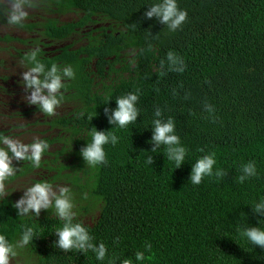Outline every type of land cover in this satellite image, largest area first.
I'll return each instance as SVG.
<instances>
[{
    "label": "trees",
    "instance_id": "trees-1",
    "mask_svg": "<svg viewBox=\"0 0 264 264\" xmlns=\"http://www.w3.org/2000/svg\"><path fill=\"white\" fill-rule=\"evenodd\" d=\"M154 2L39 0L38 8L49 7L38 9L42 12L37 18L11 26L28 33L18 40L24 43L22 48L14 47L17 39L11 32L0 33V41L15 51L13 59L25 68L31 66L26 54L38 49L46 66L70 64L76 72L74 79L64 81L53 115L36 105L33 109L41 114L37 123L56 131L40 139L48 148L39 166L14 160L16 170L8 179L38 172L33 184L64 183L76 219L88 225L95 243L104 242L108 249L106 258L98 261L91 250L85 254L53 247L54 231L63 224L53 209L42 210L39 217H18L12 206L17 196L2 190L0 233L14 245L24 225L32 226L37 236L29 245L15 248V264H110L117 258L135 261L137 251L145 252L142 264H264V248L254 247L240 234L264 219L251 205L264 197V0H178L188 17L175 32L156 17L144 16ZM70 11L78 13L71 22L55 16ZM3 15L0 10L5 26ZM94 22L103 24L90 27L82 39L88 43H53L54 52L44 49V39H71L75 28L89 29ZM169 50L184 59V72L165 68L160 74V62L166 61ZM136 89L141 93L138 121L112 129L120 142L105 145L106 164L85 165L80 149L91 140L89 129L113 127L105 103L111 99L114 108L116 97ZM206 103L214 106V118ZM156 107L163 109V119L174 118L189 150L177 169L163 148L150 153ZM88 115L95 117L90 121ZM5 136L7 131L0 130V139ZM210 152L215 153L214 170L220 168L225 175L205 177L193 185L189 180L193 162ZM149 155L154 157L152 166L145 165ZM248 161L256 163L258 175L240 183V168ZM85 192L88 199L83 198ZM145 242L151 243L150 250H145Z\"/></svg>",
    "mask_w": 264,
    "mask_h": 264
},
{
    "label": "clouds",
    "instance_id": "clouds-1",
    "mask_svg": "<svg viewBox=\"0 0 264 264\" xmlns=\"http://www.w3.org/2000/svg\"><path fill=\"white\" fill-rule=\"evenodd\" d=\"M145 10L146 18L156 17L160 23L164 24L170 32H175L187 20L188 12L178 5V0H156L149 4ZM32 6L30 0H0V10H3V19L8 25L20 26L24 23L28 16L27 8ZM39 50H32L26 54V59L30 63V67L22 73V84L25 86V101L30 105H36L37 108L48 115H53L57 106L61 102L63 93L61 89L64 87V81L74 79L76 72L69 64L60 67L53 63L50 67L46 66L39 58ZM184 59L175 51L169 50L166 61L160 62V74L168 71L182 73L185 71ZM140 90L128 92L126 95L115 98L116 106L112 108L109 104L111 99L105 103V115L108 118L110 129L101 130L97 126L92 125L87 135L91 140L86 139V144L80 149V155L85 165L97 167L107 163V153L105 145L113 146L120 142V137L112 131L114 128H126L129 124L138 121L141 115L138 101L140 99ZM205 109L210 116H213L215 108L212 104L206 103ZM81 116L84 113H80ZM93 115H88V119L92 121ZM214 118V116H213ZM152 135L149 142L152 144L150 153H158L162 151L167 161L175 164V169L181 167L186 161L188 148L182 143L180 135L176 131V123L174 118L168 117L163 119V109L156 107L154 118L151 121ZM0 143L4 147H0V196L4 195L2 181L15 173L13 161L30 160L34 165L39 166L42 154L48 148L46 141L37 139L30 144L22 143L16 139L5 136L0 139ZM200 151H204L200 149ZM154 157L149 155L145 160V165H153ZM215 153H206L199 157L192 164V170L189 180L193 185L200 184L205 177L222 178L225 172L220 168H215ZM258 175L257 165L254 161H248L240 168L238 181L243 183L246 179L256 177ZM84 199H88V193L83 194ZM252 210L260 217H264V197L257 202L251 204ZM17 210L18 217H24L34 214L39 217L42 210L53 209L54 215L63 221L62 227L54 231L56 239L53 241V247L64 252L78 250L85 254L89 250L95 253L98 261H103L108 249L104 242L95 243L94 236L90 233L88 225L83 221L76 219L77 213L74 211V201L68 187H60L59 191H54L47 182H37L24 189L23 195L12 205ZM258 225H249L241 230V235L246 237L254 247L264 248V227ZM35 230L32 226L24 225L20 238L14 245L9 238L0 233V264H10V257L16 255L15 248L17 246H27L36 238ZM152 247L150 242H145V250ZM142 264L145 260V252L137 251L135 253V261L131 257L120 260H111L110 264Z\"/></svg>",
    "mask_w": 264,
    "mask_h": 264
},
{
    "label": "rangeland",
    "instance_id": "rangeland-1",
    "mask_svg": "<svg viewBox=\"0 0 264 264\" xmlns=\"http://www.w3.org/2000/svg\"><path fill=\"white\" fill-rule=\"evenodd\" d=\"M36 2H38V0H36ZM38 6L39 5H34L27 8V18H37L38 12H42L37 9ZM63 17L65 20H72L75 16L68 14ZM9 26L11 27V25L5 24L4 26L0 23V33L4 34L12 32L15 34L16 32L14 28L16 27L9 29ZM21 31L22 28L18 30L19 33H21ZM26 36L28 35H25V37ZM6 46H8V44L1 40L0 64H2L5 68H8L7 65H13L15 63L13 61L14 59L10 56L11 52L14 53L15 51L11 48L6 49ZM20 47L22 48L21 45ZM2 66H0V130H6L8 137L25 144H30L37 139H42V137L54 136L56 131H49L48 125H44L42 122H36L38 118L41 117V114L33 111L35 105L28 104L24 99L26 92L25 86L22 84V73L26 71L27 68L22 65L20 66L19 63H16L13 69L17 72L13 75L11 72L3 70ZM7 74L11 75L8 76L7 81H4L2 77ZM68 109H70V106H67V110ZM64 110L66 111L65 108ZM55 147L58 148L59 146L55 145ZM52 149H54V147L50 148V150ZM38 177V172H36L35 175L30 174L28 176L15 179V181H9L7 178L2 181V190L5 193L9 191L10 194H14V196H17L19 199L23 195L24 189L32 185L34 178ZM64 185V183H58L51 187L54 191L58 192L59 188ZM15 263L16 260L14 258H10V264Z\"/></svg>",
    "mask_w": 264,
    "mask_h": 264
},
{
    "label": "flooded vegetation",
    "instance_id": "flooded-vegetation-1",
    "mask_svg": "<svg viewBox=\"0 0 264 264\" xmlns=\"http://www.w3.org/2000/svg\"><path fill=\"white\" fill-rule=\"evenodd\" d=\"M32 1V3H34V4H36V5H39V0H38V2H36V0H31ZM32 6H34V5H32ZM40 6V5H39ZM43 7H49V6H45V5H43L42 7H40V8H43ZM40 8H38L37 7V9H40ZM77 11V10H76ZM76 11H70L69 13H65V14H56L55 16L56 17H58L59 18V20H61L62 22H71V21H73L74 19H76L78 16V11L76 12ZM68 14H72V15H74L75 17L72 19V20H65L64 19V17L63 16H65V15H68ZM40 19V18H39ZM0 23H2L3 25H4V23L3 22H1L0 21ZM5 24H7L6 22H5ZM103 23L102 22H94V23H89V25H87V26H89L88 28L89 29H87V28H85V29H80V27H77V28H75V31H73V32H71L72 33V37H71V39H65V40H63V41H55V40H51V39H44V42H42V44H46V47L44 48L45 50H49V51H51V52H54L55 51V48L57 47L56 45L55 46H52V44L53 43H62V44H68L69 42H71V43H74V44H76V45H80V44H86V43H88V42H86L85 40H84V42H83V36L85 35V34H87V33H89L91 30V28L90 27H92V26H94L95 28H98V27H100L101 25H102ZM9 29H12V27L11 28H9ZM20 28L19 27H16V28H14V30H15V34H13L12 32V35L17 39V41L16 42H14V47H20V45L21 46H23V44L24 43H20V42H18V40H22L24 37H25V35H28V33L27 32H24L23 30L21 31V33H19L18 32V30H19ZM90 34V33H89ZM96 34H99L98 32H95V33H93V35H96ZM52 41H54V42H52ZM10 56L13 58L14 56L12 55V54H10ZM11 58V59H12ZM1 60V59H0ZM13 60V59H12ZM15 63L13 64V65H7V67L8 68H5L4 66H2V64H0V66H2V69L3 70H6V71H8V72H11V74H13V75H15L16 74V70L15 69H13V67H14V65L17 63L15 60H13ZM20 66H21V64H20ZM18 67V66H17ZM11 74H7V75H3V77H2V79L4 80V81H7L8 79L6 78L5 79V77H8L9 75H11ZM10 258H14V257H10Z\"/></svg>",
    "mask_w": 264,
    "mask_h": 264
}]
</instances>
